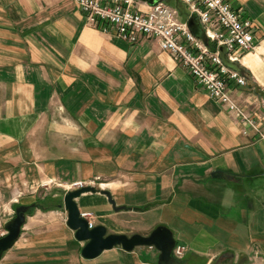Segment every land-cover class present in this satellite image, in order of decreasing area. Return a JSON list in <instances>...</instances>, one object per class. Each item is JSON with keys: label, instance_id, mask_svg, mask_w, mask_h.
<instances>
[{"label": "crops", "instance_id": "0c3cea01", "mask_svg": "<svg viewBox=\"0 0 264 264\" xmlns=\"http://www.w3.org/2000/svg\"><path fill=\"white\" fill-rule=\"evenodd\" d=\"M229 1L256 27V47L237 54L250 80L231 82L230 95L258 118L264 0ZM206 93L154 39L100 32L75 0H0V202L27 183L66 186L64 196L100 186L122 209L84 193L76 202L93 226L167 227L187 246L171 264H264V120L246 127ZM48 240L59 245L53 264H162L148 246L85 259L67 219Z\"/></svg>", "mask_w": 264, "mask_h": 264}, {"label": "built area", "instance_id": "2783aa9c", "mask_svg": "<svg viewBox=\"0 0 264 264\" xmlns=\"http://www.w3.org/2000/svg\"><path fill=\"white\" fill-rule=\"evenodd\" d=\"M181 1L188 8V19L191 13L196 14L209 44L197 38L187 27L188 19L183 21L177 7L167 0L156 5L139 0H75V3L87 24L100 32L112 33L131 45L144 39H154L162 50L182 64L206 94L226 105L243 125L259 132V120H264V99L259 105L261 116L256 118L231 98V82L241 87L248 83L238 70L226 67L217 51L220 45H225L228 57L234 61L238 60V52L255 48L256 27L252 19L229 0ZM82 186L79 184L77 188ZM80 216L87 218L90 228L93 227L94 216L89 210L80 211ZM186 248V245L179 244L172 249L173 254L183 259Z\"/></svg>", "mask_w": 264, "mask_h": 264}, {"label": "water", "instance_id": "95a60500", "mask_svg": "<svg viewBox=\"0 0 264 264\" xmlns=\"http://www.w3.org/2000/svg\"><path fill=\"white\" fill-rule=\"evenodd\" d=\"M163 0H139V2H145L150 5H156ZM196 14L191 13L187 27L201 39L205 44L210 42L207 39L206 32L199 26ZM225 45H220L218 48L219 55L223 58L226 67L238 70L247 82L250 80V73L246 72L240 65L238 60H231L227 55ZM212 175L221 179H233L230 173L222 171H213ZM102 193L106 196L107 200L115 207V210H120L111 197V193L103 187H96L85 184L82 187L70 189L65 196H63V203L65 206V212L67 215V227L75 231V237L78 242H85V246L80 252L83 258L95 259L100 255L102 251L113 249L115 246L123 248L126 252L135 250L138 247L148 246L154 247L160 251V259L162 264H171L175 262V257L172 254V249L176 246V241L173 237L172 230L163 226H156V229L147 235H125L119 233H108V229L104 225L99 224L90 228L89 220L80 216V208L76 199L82 196L84 193ZM29 206H18L16 212L11 221L4 226L6 233L0 238V260L5 252H8L13 248L16 240L21 237L22 226L26 223V212H28ZM228 255H225L227 257Z\"/></svg>", "mask_w": 264, "mask_h": 264}, {"label": "rangeland", "instance_id": "374dc122", "mask_svg": "<svg viewBox=\"0 0 264 264\" xmlns=\"http://www.w3.org/2000/svg\"><path fill=\"white\" fill-rule=\"evenodd\" d=\"M167 1L173 6L177 5L183 21L188 19V8L182 1ZM65 187L46 182L33 185L27 183L16 200H13V197L9 202H0L3 207L0 210V238L6 233L4 226L14 217L17 206H29L21 237L16 240L12 249L3 254L1 264H53L51 262L58 257L59 245L55 246L48 237L51 231L66 225L67 217L63 203Z\"/></svg>", "mask_w": 264, "mask_h": 264}, {"label": "trees", "instance_id": "16d2710c", "mask_svg": "<svg viewBox=\"0 0 264 264\" xmlns=\"http://www.w3.org/2000/svg\"><path fill=\"white\" fill-rule=\"evenodd\" d=\"M176 1V0H175ZM179 1H181V0H179ZM174 7H177V5H175Z\"/></svg>", "mask_w": 264, "mask_h": 264}, {"label": "bare ground", "instance_id": "6f19581e", "mask_svg": "<svg viewBox=\"0 0 264 264\" xmlns=\"http://www.w3.org/2000/svg\"><path fill=\"white\" fill-rule=\"evenodd\" d=\"M84 185H85V184H84ZM84 185H83V186H84Z\"/></svg>", "mask_w": 264, "mask_h": 264}]
</instances>
